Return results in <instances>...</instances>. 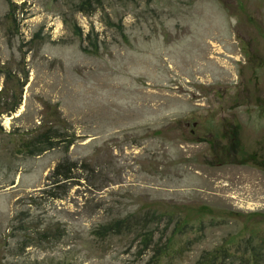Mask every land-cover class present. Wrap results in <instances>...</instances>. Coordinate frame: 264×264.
<instances>
[{
    "label": "rangeland",
    "instance_id": "obj_1",
    "mask_svg": "<svg viewBox=\"0 0 264 264\" xmlns=\"http://www.w3.org/2000/svg\"><path fill=\"white\" fill-rule=\"evenodd\" d=\"M0 264H264V0H0Z\"/></svg>",
    "mask_w": 264,
    "mask_h": 264
},
{
    "label": "trees",
    "instance_id": "obj_2",
    "mask_svg": "<svg viewBox=\"0 0 264 264\" xmlns=\"http://www.w3.org/2000/svg\"><path fill=\"white\" fill-rule=\"evenodd\" d=\"M30 143H32V142H30ZM23 145L25 146V144H23ZM120 222H122V220H119V221L118 220H116V221H108L106 223H108L109 225H112L111 227L114 226V228H111V229L114 230V232H116L115 230L117 228H121V226H122V225H119ZM40 224H42V223H40Z\"/></svg>",
    "mask_w": 264,
    "mask_h": 264
},
{
    "label": "flooded vegetation",
    "instance_id": "obj_3",
    "mask_svg": "<svg viewBox=\"0 0 264 264\" xmlns=\"http://www.w3.org/2000/svg\"><path fill=\"white\" fill-rule=\"evenodd\" d=\"M192 126L194 127V129L191 130V133L193 135V134L196 133V128L198 127V125L197 124H193Z\"/></svg>",
    "mask_w": 264,
    "mask_h": 264
}]
</instances>
